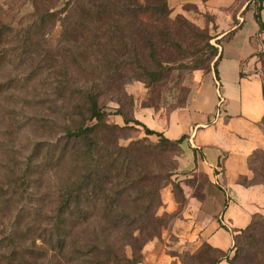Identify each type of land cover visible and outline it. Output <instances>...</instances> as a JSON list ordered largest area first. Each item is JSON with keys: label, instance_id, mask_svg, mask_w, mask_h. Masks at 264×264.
Wrapping results in <instances>:
<instances>
[{"label": "trees", "instance_id": "16d2710c", "mask_svg": "<svg viewBox=\"0 0 264 264\" xmlns=\"http://www.w3.org/2000/svg\"><path fill=\"white\" fill-rule=\"evenodd\" d=\"M38 1L31 0L32 12L23 19L20 12L10 22L0 15V131L10 127L18 134L34 130L41 135L23 160L0 144V186H9L10 172L17 175L18 186L46 182L47 194H40V201L49 199L51 206L44 219L8 221V235L0 239V264H141L144 247L160 231L161 200L158 188L142 186L149 174L138 162L148 147L141 141L121 145V133L134 123L160 138L154 147L160 180L176 169L170 154L176 155L189 136L170 141L117 110L114 115L122 116L125 125L120 127L109 120L106 102L120 103L124 77L143 79L148 88L164 78L158 42L181 45L174 40L177 27L203 35L179 17L172 19L171 0H62L46 8H39ZM256 20L263 32L259 16ZM57 24V48L48 50L45 42ZM205 40L195 53L207 48L209 58L198 61L196 69L217 57L216 66L220 58L211 39ZM4 118L20 119L26 126L8 125ZM7 155L20 161L14 169ZM8 204L1 200L0 212ZM258 215L234 236V256L226 264L245 259V264H264ZM3 225L0 221V229ZM223 258L213 264H222Z\"/></svg>", "mask_w": 264, "mask_h": 264}, {"label": "rangeland", "instance_id": "374dc122", "mask_svg": "<svg viewBox=\"0 0 264 264\" xmlns=\"http://www.w3.org/2000/svg\"><path fill=\"white\" fill-rule=\"evenodd\" d=\"M30 2L31 0H0L2 8L0 15L4 13V20L10 22L13 21L17 12H20L19 18L23 19L32 12ZM61 2L62 0H40L38 6L46 8L51 4H61ZM243 7L245 9L239 15ZM169 8L172 19L179 17L182 22L191 24L202 33L204 40H201L203 37L198 38V33H192L190 30L186 32L184 27V29L177 27L174 40L181 44H178L180 47L178 45L173 47V44L171 47H167L158 42V57L162 62L164 78L148 88L143 79L124 77V94L118 97L120 103L109 102L107 99L102 101L103 103L107 101L108 112L112 114L109 117L111 123L120 127L125 126L124 122L122 123V116L114 115L117 110L125 118L136 120V112L141 109H152L158 114L165 115L184 107L196 87V74L207 73L215 67L217 57L205 61L203 65L199 66V69H196L198 61L209 58L210 51L207 48L199 54L195 53L197 45L203 46L207 43L205 36L211 39L209 44L218 51L219 55L223 42H229L230 46L235 48L234 51H241L246 40L249 41L248 37L256 35L259 29L256 18L250 12L260 8L259 0H171ZM244 18L246 23L236 37L231 32L220 40L216 39L227 30L228 22L234 27L241 24L243 22L241 20ZM60 35L61 26L57 24L45 42L48 50L57 48ZM257 44L260 47L253 56L256 57V59L254 58V67L264 81V39H260ZM144 61L151 66V61L147 57ZM151 67L153 68V66ZM2 75L0 73V77ZM83 75L84 73L81 72L80 77ZM221 85V87H217L218 99L214 118H219L226 112L225 88L222 82ZM6 110L10 111L7 107ZM16 114L22 118V113ZM4 120L8 125H16L17 128L20 127L18 125L26 126L20 119L11 121L4 118ZM0 125H2L1 121ZM21 132L18 134L13 128L7 127L5 132L0 131V144L3 145L2 149L9 150L10 154L17 152L23 160L37 138H41V135L34 130ZM121 135L123 139L120 140V144L123 146L128 147L130 144L141 141L148 147L146 154L141 157L143 158L142 163L138 162L142 165L144 172L149 174V180L142 186H146L147 191L158 188L161 200V206L157 211L161 225L160 231L158 237L144 247L141 264H213L223 257L222 264H226V260L234 256V244L230 247L232 239L230 236L224 235L221 238V248L228 250L217 252L210 249L211 245L204 238V228L213 213L205 205L207 178L204 174L197 172L193 165L184 163L186 150L180 146L176 155L170 154L172 156L170 161H173L176 169L172 171L168 179L160 180L159 171L161 170H157L159 168L158 157L154 153V147L159 144L160 138L156 135H146L145 130L134 123L128 125ZM7 157L8 162H11L10 169H14V165L20 162L13 160L10 155ZM164 163L166 164L167 160ZM249 167L250 177L244 178L242 181L252 186L264 187V150H258L250 158ZM6 178L7 172L4 180ZM17 179V175L10 172L8 175L9 186H0V207H2L1 200L9 201L7 210L0 212V221L4 222L0 229V239L8 235L9 220H14L17 217L22 224H26L31 223L34 218L44 219L46 218L45 212L51 206V201L48 203L49 199L44 202L40 201V196L47 194L46 182H43V186H35L32 183L29 186H18ZM138 188L142 191V187L138 186ZM18 193L20 195H17ZM40 208L43 209L42 215H40ZM224 211L225 208H222L217 214L218 216L215 215L220 226L219 217ZM258 214L256 220L260 223L257 226L256 234L261 238L264 237V221L261 220V217L264 218V210ZM237 234H233V241ZM129 255H131L130 252ZM245 263L246 259L243 264Z\"/></svg>", "mask_w": 264, "mask_h": 264}, {"label": "crops", "instance_id": "0c3cea01", "mask_svg": "<svg viewBox=\"0 0 264 264\" xmlns=\"http://www.w3.org/2000/svg\"><path fill=\"white\" fill-rule=\"evenodd\" d=\"M250 12L255 18L259 16L264 24V0L257 11ZM241 21L234 27L228 22L227 30L216 39L231 32L236 37L246 19ZM248 38L238 52L229 42H223L215 68L196 74V87L184 107L165 115L141 109L135 116L137 121L170 141L189 136L181 145L187 152L183 161L206 176L205 205L214 213L210 215L203 236L212 247L222 251L228 250L221 248L224 235L231 237L232 247L233 234L244 230L254 215L264 210V187L242 183V179L250 177L251 156L264 150V81L255 71L256 57H253L260 47L258 41L264 39V31L259 26L257 34ZM221 82L227 107L225 114L214 118L217 87L222 86ZM222 208L225 211L219 217L221 227L215 215Z\"/></svg>", "mask_w": 264, "mask_h": 264}]
</instances>
